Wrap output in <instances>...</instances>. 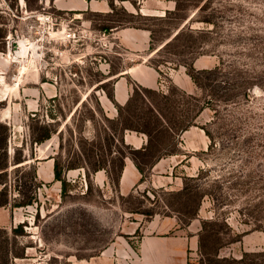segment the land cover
<instances>
[{"label":"rangeland","instance_id":"374dc122","mask_svg":"<svg viewBox=\"0 0 264 264\" xmlns=\"http://www.w3.org/2000/svg\"><path fill=\"white\" fill-rule=\"evenodd\" d=\"M0 122V264H264V0H0Z\"/></svg>","mask_w":264,"mask_h":264},{"label":"trees","instance_id":"16d2710c","mask_svg":"<svg viewBox=\"0 0 264 264\" xmlns=\"http://www.w3.org/2000/svg\"><path fill=\"white\" fill-rule=\"evenodd\" d=\"M29 1V0H27ZM112 6L114 7V4L112 3ZM168 12V11H166ZM181 34V32L177 33V35L175 37H179V35ZM187 73L192 77L193 81L197 84V85H201L202 84V75H204L205 73H213V70H208V69H199L197 70L196 67L194 65H191L189 68H187ZM151 90V89H147L144 88L143 91H145V93L147 94V92ZM187 129V127H185ZM53 133V130L49 127H46V131L43 135L36 137L35 141L37 142H43L44 140L48 139L51 137V134ZM9 135V129H8V125L5 123L0 122V184H4L3 186V191L6 192L8 190L7 184L4 182V180L1 178V174H3L7 168H8V150H7V138ZM152 146V141L150 140L149 143L146 146L141 147L140 149H138L140 152L142 151H147L151 148ZM162 157V155H159L158 157H156V159H152L151 161H149L150 165H154L160 158ZM135 163L139 169V171L142 173L145 169H144V165L141 161H138L135 157H134ZM55 171H56V178L60 179L61 178V173L58 169V164H56L55 166ZM34 200H28V201H21L18 203H15L14 206H22V205H26V204H33ZM8 203V198H4L3 200H0V204L1 205H5ZM217 254L214 258L212 257H208V263L207 264H211V260H219L221 261V259L218 257V253H214ZM224 260V258H222ZM225 260H228L227 258H225ZM235 261L238 262V260L235 259ZM242 261V260H240ZM203 264H205V261L203 262Z\"/></svg>","mask_w":264,"mask_h":264},{"label":"bare ground","instance_id":"6f19581e","mask_svg":"<svg viewBox=\"0 0 264 264\" xmlns=\"http://www.w3.org/2000/svg\"><path fill=\"white\" fill-rule=\"evenodd\" d=\"M22 53V52H21Z\"/></svg>","mask_w":264,"mask_h":264},{"label":"crops","instance_id":"0c3cea01","mask_svg":"<svg viewBox=\"0 0 264 264\" xmlns=\"http://www.w3.org/2000/svg\"><path fill=\"white\" fill-rule=\"evenodd\" d=\"M128 100V99H127Z\"/></svg>","mask_w":264,"mask_h":264}]
</instances>
